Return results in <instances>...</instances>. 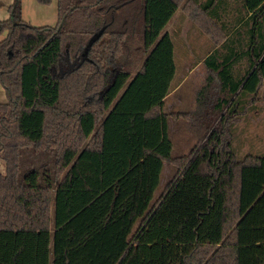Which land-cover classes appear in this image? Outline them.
I'll return each instance as SVG.
<instances>
[{
	"label": "trees",
	"instance_id": "1",
	"mask_svg": "<svg viewBox=\"0 0 264 264\" xmlns=\"http://www.w3.org/2000/svg\"><path fill=\"white\" fill-rule=\"evenodd\" d=\"M214 1L228 5L204 8ZM179 3L57 0L55 26L27 23L20 0L9 6L0 264H264V151L239 158L232 143L233 119L257 108L264 78V0H240L234 28L221 27L204 58L199 94L217 79L224 96L213 110L226 111L187 155L172 156L163 107L176 65L163 30ZM166 160L176 172L152 202Z\"/></svg>",
	"mask_w": 264,
	"mask_h": 264
},
{
	"label": "rangeland",
	"instance_id": "2",
	"mask_svg": "<svg viewBox=\"0 0 264 264\" xmlns=\"http://www.w3.org/2000/svg\"><path fill=\"white\" fill-rule=\"evenodd\" d=\"M13 2L14 0H0V20L8 18V8ZM201 3L202 0H180L179 7L166 26V30L170 32L173 39L178 68L172 87V90H176L166 99L163 107V110L168 114V132L173 144L172 156L187 155L193 147L200 144L217 123L222 112L227 109L223 107L220 112L213 110L217 98L224 96L218 88L217 79H215L216 83L213 89L208 88L203 92V96L199 94L200 89L206 84L208 70L199 61L204 56L203 50L198 51L196 47L200 41L204 48L209 47L210 43L216 46L223 41V39L218 41L221 38V31L223 32L220 23L213 20L201 8ZM231 3L233 9L238 0H232ZM20 7L21 18L34 26H55L59 21L57 0H20ZM204 25L208 26V31ZM3 35H0V39ZM190 42L193 44L191 55L187 50L191 45ZM205 92L212 94L213 97L206 105L200 101L201 97H206ZM5 100L4 90L0 86V102ZM255 105H257L255 110L244 115L238 114L237 118L233 119L232 143L239 158L247 153L264 151V78L256 93ZM191 112L195 114L206 113L208 117H201L202 120H197L194 123L187 118L174 116L175 113ZM4 172L5 163L0 159V173ZM175 172L176 166L171 161L166 160L152 202L162 193Z\"/></svg>",
	"mask_w": 264,
	"mask_h": 264
},
{
	"label": "crops",
	"instance_id": "3",
	"mask_svg": "<svg viewBox=\"0 0 264 264\" xmlns=\"http://www.w3.org/2000/svg\"><path fill=\"white\" fill-rule=\"evenodd\" d=\"M207 0H202V3H201V8L203 7L204 8V3L206 2ZM232 0H228V5L227 7L225 8L224 4H220V5H216V1H214L213 3H211V5L208 7V8H204L205 10H207L208 13L212 14V19L215 20L216 22H219L220 23V26L222 28H232V24H233V19L236 15H238V12L240 10V0H238V3L236 5V7H234L232 9L231 3ZM170 21V20H169ZM169 21L167 22V24L169 23ZM166 24V26H167ZM166 26L164 28L163 31H166L170 34V32L168 30H166ZM232 32V30H231ZM231 32L226 36L228 37ZM172 37V36H171ZM173 41V39H172ZM191 43V42H190ZM174 44V43H173ZM192 47H193V44L191 43L190 47L187 49L188 50V53L191 55L193 53V50H192ZM216 47H218V45L214 46L212 43H210L209 47L207 48H204L203 45H202V42L200 41L198 46L196 48H198V51H202V53L204 54V56H202L200 63H203L204 61V58L209 54L211 53ZM226 51V50H225ZM185 53H186V50H185ZM174 60H175V65H176V70H175V75H174V78L172 80V87H173V84H174V81H175V78L177 76V72H178V68H177V62H176V51H175V46H174ZM190 62V61H189ZM198 62V61H197ZM192 63V62H191ZM246 64V59H241L239 60L236 64H235V67L234 69L236 70L237 69V66H239V69L240 68H243ZM204 65V63H203ZM205 66V65H204ZM238 70V69H237ZM172 87H171V90H172ZM169 91V93L167 94L166 98H165V101L166 99L170 96V94L172 92H174L176 89L172 90V91ZM165 103V102H164ZM166 112V111H165ZM169 133V132H168Z\"/></svg>",
	"mask_w": 264,
	"mask_h": 264
}]
</instances>
